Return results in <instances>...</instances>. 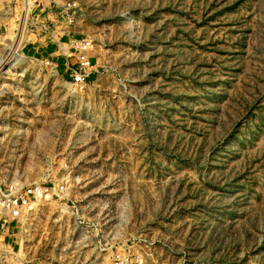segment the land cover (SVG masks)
Here are the masks:
<instances>
[{
	"label": "rangeland",
	"instance_id": "rangeland-1",
	"mask_svg": "<svg viewBox=\"0 0 264 264\" xmlns=\"http://www.w3.org/2000/svg\"><path fill=\"white\" fill-rule=\"evenodd\" d=\"M72 1L15 64L0 1V187L53 193L0 215V264H264V0Z\"/></svg>",
	"mask_w": 264,
	"mask_h": 264
},
{
	"label": "built area",
	"instance_id": "built-area-1",
	"mask_svg": "<svg viewBox=\"0 0 264 264\" xmlns=\"http://www.w3.org/2000/svg\"><path fill=\"white\" fill-rule=\"evenodd\" d=\"M53 1L54 0H16L15 17L19 22L17 34L14 39L3 38V42H1L2 45H4V50H6L8 54L10 52L13 55V60L15 61L13 64L24 54V48L30 43L29 40L31 36L38 39L42 36L47 37L43 42L47 50L50 49L48 48L49 45H52L53 48L54 44H57L54 31L57 20L59 16L65 18L66 21L70 20L75 12V3L72 0H66L57 12V8L53 4ZM42 13L46 15L41 17ZM22 28L23 36L18 42L17 49L13 50L12 46L10 47L9 44L14 43ZM25 33L27 34L26 36ZM62 36L69 37L65 33H63ZM92 42L93 40L88 37L68 38L67 43L70 45L69 49L75 50L73 55L76 58L74 64L76 67H72L73 64H65V71L70 75L71 83L74 86L80 87L85 85L90 74L93 72V65L90 59ZM64 44L65 43L59 41L57 47H55L56 52L60 51V55H62V51H64ZM31 45L32 47L30 49H32L33 55L35 53H40V47L38 48L33 42ZM14 52H16L18 56L20 55L18 59L14 58ZM4 61V59L0 61V67ZM45 65L51 66L52 72H58L57 66H52L49 59L45 60ZM52 196L53 193L51 188L44 186V184L24 185L17 181L11 182L8 184L7 188L0 187V215L6 214L12 218L20 217L32 203L40 200H50Z\"/></svg>",
	"mask_w": 264,
	"mask_h": 264
}]
</instances>
